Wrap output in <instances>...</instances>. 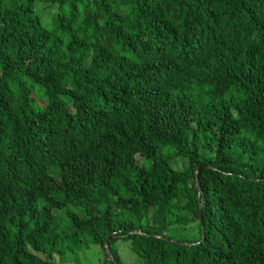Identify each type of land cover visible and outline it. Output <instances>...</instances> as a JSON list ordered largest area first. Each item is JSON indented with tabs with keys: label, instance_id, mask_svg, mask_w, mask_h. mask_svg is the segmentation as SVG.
Instances as JSON below:
<instances>
[{
	"label": "trees",
	"instance_id": "16d2710c",
	"mask_svg": "<svg viewBox=\"0 0 264 264\" xmlns=\"http://www.w3.org/2000/svg\"><path fill=\"white\" fill-rule=\"evenodd\" d=\"M119 240L264 264V0H0V264Z\"/></svg>",
	"mask_w": 264,
	"mask_h": 264
},
{
	"label": "rangeland",
	"instance_id": "374dc122",
	"mask_svg": "<svg viewBox=\"0 0 264 264\" xmlns=\"http://www.w3.org/2000/svg\"><path fill=\"white\" fill-rule=\"evenodd\" d=\"M142 158L137 157V161L141 163ZM177 167L179 165H176ZM79 215H83V211L80 209L73 208ZM61 225H65L66 221L61 216L59 217ZM197 232V223H192L185 229L180 225L172 226L168 234L172 235L175 239H188L193 238ZM114 248L120 255L121 259L129 264H136L138 262L137 256L129 249L128 242L119 240L114 243ZM104 259L101 247L96 244H92L89 247H84L76 252H67L65 256L56 254L54 257L55 264H101Z\"/></svg>",
	"mask_w": 264,
	"mask_h": 264
},
{
	"label": "water",
	"instance_id": "95a60500",
	"mask_svg": "<svg viewBox=\"0 0 264 264\" xmlns=\"http://www.w3.org/2000/svg\"><path fill=\"white\" fill-rule=\"evenodd\" d=\"M197 186H198V183H197ZM200 209H201V206H200ZM111 238H112V235L109 236L104 242V248H105V252H106L108 258H112V254L110 252V248H109V245H108V242L110 241Z\"/></svg>",
	"mask_w": 264,
	"mask_h": 264
}]
</instances>
